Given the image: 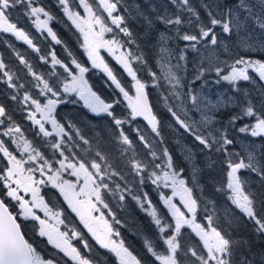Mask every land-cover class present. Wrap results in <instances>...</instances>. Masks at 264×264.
Instances as JSON below:
<instances>
[{
    "label": "snow or ice",
    "instance_id": "1",
    "mask_svg": "<svg viewBox=\"0 0 264 264\" xmlns=\"http://www.w3.org/2000/svg\"><path fill=\"white\" fill-rule=\"evenodd\" d=\"M57 3L83 36L81 47L92 66L102 67L109 86L114 85L130 111L124 116L115 114L114 105L121 101L106 102L92 90L84 75L89 69L67 46V62L58 58L55 51L41 54L35 38L18 26L22 14L37 32H46L57 45L62 43L49 24L56 18L39 0H0V33L23 41L42 63H49L50 57L53 69L47 74L39 73L23 54L14 51L32 78L26 86L0 58V83L11 90L6 93L7 99L24 114L32 125L29 131L34 133V138L29 139L7 103L0 102V264H104L105 258L94 254L84 233L66 222L64 210L45 200L41 187L47 185L58 191L95 243L114 254L118 264H264V247L257 248L253 239L264 236V58L252 55L264 54V0H97V8L103 9L114 28L89 0ZM77 7L83 9V15ZM17 8L21 12L16 13L14 22ZM133 22L143 30L137 31ZM105 33H111V38L106 39ZM100 49L112 55L131 78L134 96L105 62ZM189 50L195 53L192 80L181 74L187 72ZM149 53L155 57L159 73L150 66ZM56 66L63 73H58ZM144 70L174 121L168 126L181 137L192 138V146L176 141L190 167L188 182L182 176L185 169L174 161L166 146L164 121L149 103L148 81L138 75ZM210 73H215V83L223 81L229 85L215 100L193 87ZM47 77L56 79L50 81ZM238 82H247L250 87L242 88ZM69 93L83 100L91 113L110 118V123L94 134V154L87 148L83 149V156L74 151L80 147L79 142L91 145V141L77 122L68 116L63 122L57 118V105ZM221 109L228 110L225 120L217 119ZM190 112L199 113L200 118H191ZM137 117L147 121L149 131L137 125L131 132L146 153L136 150V142L124 127L135 124ZM3 137L15 146L14 151ZM101 145L113 147L106 152L100 150ZM197 145L200 154L212 152L223 157L220 164L226 179L211 180L215 192L227 201L223 222L215 201L208 198L200 184L204 169L196 161ZM41 149L51 150L52 155L49 157ZM215 164L209 159L205 167L212 169ZM64 174L75 177V182L65 179ZM147 181L173 189L172 196L160 193L171 221L143 192ZM134 188L142 195L133 194ZM109 193L120 202L128 197L136 201L150 216L157 230L156 239L163 247L144 238L147 254L140 255L134 254L123 239H114L120 232L100 207L108 210L113 223L120 224L105 202V194ZM177 195L186 211L173 203L172 197ZM9 202L14 203L16 212L10 210ZM201 204L205 205L202 219L198 213ZM97 212L98 216L93 214ZM19 217L33 222L32 230L45 238L51 252L44 255L25 239ZM185 226L199 238L197 243L187 242L191 237L182 231Z\"/></svg>",
    "mask_w": 264,
    "mask_h": 264
},
{
    "label": "trees",
    "instance_id": "2",
    "mask_svg": "<svg viewBox=\"0 0 264 264\" xmlns=\"http://www.w3.org/2000/svg\"><path fill=\"white\" fill-rule=\"evenodd\" d=\"M73 2L76 3L77 0H73ZM89 2L93 4V7L95 6L97 8L93 0H89ZM125 2H130V0H125ZM39 3L41 6H44L46 10L49 11L56 18L53 21H50L49 24L50 27H52L53 30L56 32L58 38L62 41V43L57 45L51 40V37L47 36L46 32H37L35 27L31 24V21L22 14L19 16L18 26L24 27L35 38L34 42L37 43V45L41 48L42 50L41 54L47 55L49 52L55 51L58 58L65 60V62H67V53L65 52V46H67V48L71 50V52L77 58V60L89 69V71L84 75H85V79L92 87V90L95 91L97 95H99L101 99L105 100L106 102H111L113 99H119L121 103L119 105H114L115 114L117 116L126 115L130 111V109L127 108L128 102L124 100L123 96L120 95L118 90L114 88V85L109 86L110 81H108V78L104 73V71L99 68H94L92 66L91 62L88 60L84 48L81 47L82 40L79 31L75 28V26L72 25L71 21H69L67 17L63 14L61 7L57 3V0H39ZM77 10L81 11L80 8L78 7ZM98 10L100 9L98 8ZM120 10L123 11L122 7ZM20 12L21 10L17 8L16 12L13 14L14 22L17 19L16 13H20ZM201 15L203 16L202 10H201ZM106 17H104L105 22L108 23L109 26H112L110 20H107ZM132 26L136 28L137 31L143 30L142 28H139L134 22ZM112 27L114 28V26ZM107 36L111 37L112 34L108 33ZM120 36L122 38L123 34H120ZM4 41H8V43L6 44L4 43ZM180 46L181 47L183 46L182 42ZM14 51L23 54L26 57V59H28L33 64L34 70H36L39 73L47 74L53 70L50 64V59H51L50 57H49V63L47 64L42 63L39 60L37 53L33 52L25 43H23V41L16 40L15 37L12 36L11 34L0 33V58H3L5 63L9 65V68L13 72L17 73V75L21 78L19 82L25 83L26 86L28 85V81H30L32 78L30 75L27 74V69H25L24 66L19 63L16 55L14 54ZM252 54L257 57L264 58V54H257V53H252ZM194 56L195 53L189 50L187 57V60L189 61L187 64V72L181 73L182 75L185 76L186 80L193 79L194 69L192 67L191 61L193 60ZM103 58L105 59V62L114 70V72L118 74V78H121L122 83L127 87V89L130 90V94H135V90L131 87L132 85L131 78L128 77L127 74L123 72V69L116 62V60L111 58L109 55H104ZM148 59H149V64L153 68V70L159 73L160 69L156 67L155 57L152 56L151 53H149ZM55 70L58 73H63V70L59 66H56ZM138 75H140L143 80L148 81L149 87L146 89V91L149 93L150 104L153 106L154 112L158 115L159 118H161L164 121L165 124V127L163 129V134L166 140V146L169 148L170 152L172 153L174 161L177 164H179L180 167L185 169V172L182 173V176H184L186 182H188L191 179L190 167L189 164L184 160L183 154L179 150L176 141L180 140L181 145L187 144L189 146H192L193 145L192 138L187 135H183V137H181L179 134L173 132L172 128H170L168 125L174 124V121H172V118L167 113V109L160 96V92L154 86L151 85V80L150 77L148 76L147 70H144L142 73H138ZM47 78H49L50 81H54L56 79V77H47ZM215 80H216L215 73L205 74L204 77H202L200 80L196 81L193 84V87L199 91L201 89L214 85ZM10 91L11 90L7 89L6 84L0 83V102L7 103L9 109L12 110L13 118L17 122L23 125L26 136L29 139H33L34 133L29 131L32 128L31 123L26 121L24 119V114L20 111H16L14 103L7 99L6 93H9ZM63 99L64 102L60 105H57V113H58L57 118L61 120V122H63V118L65 116H68L69 119L73 120L74 122H77L78 126L81 128L85 137L91 141V145H85L83 144V142H79L80 147L74 148V151H76L79 155L83 156L85 155L83 149L87 148L89 149L90 152L94 154L95 151L97 150V144H96V140L94 139V134L95 132L101 131V129H103L107 124H109L110 118H108L106 115L103 114L101 116H96L94 113H91L89 109L85 106V104L79 98H76V94L74 93L65 94ZM70 100H74L76 101V103H69ZM220 113L221 114L219 115H217L216 113L217 119L220 120L227 119V115H228L227 109H221ZM137 125L144 128L146 131H149L147 129V126L139 118H136L135 124L133 125L125 124L124 127L128 132L131 133L130 138L134 142H136L135 144L136 150L140 153H146L147 150L144 149L143 146L138 142L135 133L131 132V128ZM3 139H5L6 142L9 145H11V141L8 140V138L3 137ZM37 141L39 142L38 138ZM112 147H113L112 145H107V146L101 145L100 150L108 152L112 150ZM198 147L199 146L197 145L194 148V151L197 152L196 161L200 165V167L204 169L200 177V184L203 185L204 192L208 196V198L215 201L219 209L218 215L221 216L222 218L221 222H223L224 205L227 203V201L225 200L224 196L215 192L213 184L211 183V180L213 179L216 181L226 179L224 175V170H222V166L220 164V161L223 159V157L212 152H207L206 154H200L197 150ZM239 147L240 145L237 144V148ZM10 150L14 151L15 146L11 145ZM41 150L45 151L46 155H48L49 157L52 155L51 150H45V149H41ZM15 154L19 155L18 152H16ZM149 159H151V157H149ZM209 159L216 161V164L212 169H208L205 167V164ZM156 162L160 163L161 161L157 160ZM128 179L129 181H131L132 177L129 176ZM252 179L255 180V176H253ZM121 183L123 184V182ZM189 186H191V184ZM253 187H255V185H253ZM142 189L143 192L148 193L153 204L157 206L160 212L163 213L169 221H171V216L168 214V209L163 205V203L160 200V193L162 192L166 196H168L169 189L165 188L163 184H160L159 187H157V185H153L151 181H147L146 184L142 186ZM41 194L44 195L46 201L50 202V206L54 204L58 208H62L64 210L65 215L68 217V220L66 222L75 225V227L78 230H81L84 233L86 238L93 245L94 254L99 253L100 256L105 258L104 264H118V261L116 260L114 254L108 252L105 249H101L99 245L95 243V241L87 233V229H85L83 225L80 223L78 217H76V214L71 212V209L68 208V206L63 201V198L59 195L57 190L53 189L50 185L42 186ZM133 194L142 195V193L135 188L133 190ZM196 194L199 195L200 193L197 192ZM174 201L176 204H179L181 206L179 199L175 198ZM105 202L109 204V208L115 214L116 219L120 221V224L113 223L111 217L108 215V210L100 206L101 211L105 213L106 219H108L109 222L112 223V226L120 232L119 237H115V236L114 237L117 240L123 239L126 245L131 246V250L134 251V254H140V255L147 254L146 248L144 247V243H143L144 238L155 240L158 247H163L162 242L156 239L157 230L155 225L152 223L150 216L146 212L141 210V208L136 203V201L131 199V197H128L125 202H120L118 200V197H114L109 193V194H105ZM9 203L11 205L10 210L16 212L17 210L14 207V203L13 204L11 202ZM204 207L205 205L201 204L200 207L198 208V213L201 219L205 214ZM237 214L239 215L238 212ZM18 222L22 223L23 225L22 232L25 234V238L29 240V242L32 243L33 246L36 247L38 251H40L44 255H47L48 252L52 251L51 246L47 245L45 238L39 237L32 230L33 228L32 221L24 220L23 217H19ZM241 227L243 228V226ZM250 228L251 225L249 224L248 229ZM182 231L184 232L186 237L188 236L191 237V239L187 241L188 243L195 244L198 242L199 238L196 237L194 233H192L190 228H187V226H185V228L182 229ZM253 239L256 241L257 248L264 247V236L258 238L253 236Z\"/></svg>",
    "mask_w": 264,
    "mask_h": 264
},
{
    "label": "rangeland",
    "instance_id": "3",
    "mask_svg": "<svg viewBox=\"0 0 264 264\" xmlns=\"http://www.w3.org/2000/svg\"><path fill=\"white\" fill-rule=\"evenodd\" d=\"M95 7V6H94ZM96 8V7H95ZM80 12H81V14L83 15V9H81L80 8ZM97 11H98V14H100V15H102L103 17H106L107 16V14L103 11V9H101V10H98V8H97ZM103 12V13H102ZM80 33V32H79ZM108 35V33H105V38L106 39H110L111 37H108L107 36ZM80 36H81V40H82V44H83V36L81 35V33H80ZM235 39V37L233 38V40ZM100 55L102 56V57H104V55H109L111 58H113V56L112 55H110L105 49H100ZM253 55V54H252ZM255 56V55H254ZM257 58H260V57H257ZM114 59V58H113ZM105 60V59H104ZM115 60V59H114ZM172 63H176V61L175 60H173L172 61ZM133 83V82H132ZM239 83V85H240V87H242V88H246V87H250V85L247 83V82H238ZM229 88V85L227 84V82H221L220 84H217V83H215L214 85H212V86H210V87H207V88H204V89H201V90H199V92H201L202 94H205V95H208L210 98H212L213 100H215V98H216V96L219 94V93H222V92H224L225 91V89H228ZM75 94V93H74ZM229 94H230V90H229ZM130 95H135V94H130ZM76 98H79L77 95H76ZM80 99V98H79ZM81 100V99H80ZM83 103H84V101L83 100H81ZM85 104V103H84ZM213 115H216V113H212ZM189 116L191 117V118H194V119H199L200 117H199V113H196V112H190L189 113ZM47 127L49 128V129H51V126L50 125H47ZM243 135L244 134H241V137L243 138ZM17 156H19V155H17ZM64 178L65 179H69V180H73L74 182H75V177H73V176H68V175H66V174H64ZM168 189H169V195L168 196H172V191H173V189L171 188V187H167ZM179 199V195H177V196H173L172 197V200H173V203H175V201H174V199ZM12 204H13V202H11ZM176 204V203H175ZM177 206H179V207H181V210L182 211H185V209H183V207L182 206H180L179 204H176ZM15 207V206H14ZM16 208V207H15ZM16 210H18L17 208H16ZM38 214L39 215H41V216H43V213L42 212H39L38 211ZM94 215H99L100 213H93ZM106 218V217H105ZM114 239H116L115 237H113Z\"/></svg>",
    "mask_w": 264,
    "mask_h": 264
},
{
    "label": "water",
    "instance_id": "4",
    "mask_svg": "<svg viewBox=\"0 0 264 264\" xmlns=\"http://www.w3.org/2000/svg\"><path fill=\"white\" fill-rule=\"evenodd\" d=\"M101 69H102V67H101ZM103 70V69H102ZM149 103H150V101H149ZM137 118H139L146 126H147V121H145L144 119H143V117H137ZM179 201H180V197H179ZM26 239V238H25Z\"/></svg>",
    "mask_w": 264,
    "mask_h": 264
},
{
    "label": "flooded vegetation",
    "instance_id": "5",
    "mask_svg": "<svg viewBox=\"0 0 264 264\" xmlns=\"http://www.w3.org/2000/svg\"><path fill=\"white\" fill-rule=\"evenodd\" d=\"M94 1V3H95V5L97 6V0H93ZM100 10L102 9V8H99ZM79 219V218H78ZM90 235V234H89ZM91 236V235H90ZM92 238V237H91Z\"/></svg>",
    "mask_w": 264,
    "mask_h": 264
}]
</instances>
